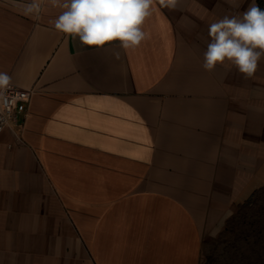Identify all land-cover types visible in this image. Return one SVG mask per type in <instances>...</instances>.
Returning <instances> with one entry per match:
<instances>
[{
  "label": "crops",
  "instance_id": "0c3cea01",
  "mask_svg": "<svg viewBox=\"0 0 264 264\" xmlns=\"http://www.w3.org/2000/svg\"><path fill=\"white\" fill-rule=\"evenodd\" d=\"M63 2L0 0V72L31 91L0 131V264H200L264 189V58L202 67L253 0H154L129 49L57 31Z\"/></svg>",
  "mask_w": 264,
  "mask_h": 264
},
{
  "label": "clouds",
  "instance_id": "9594fccd",
  "mask_svg": "<svg viewBox=\"0 0 264 264\" xmlns=\"http://www.w3.org/2000/svg\"><path fill=\"white\" fill-rule=\"evenodd\" d=\"M233 7H238L228 0ZM59 4L60 0H52ZM154 0H64L65 9L55 21V29L78 37L88 47L102 48L119 41L123 49L136 48L146 39L142 30L151 15ZM178 0H159L161 7L175 9ZM38 7V5H33ZM210 40L204 52L203 69L231 64L245 79L252 78L264 58V11L255 0L242 18L225 16L208 29ZM118 55V54H117ZM11 77L0 72V96L9 89Z\"/></svg>",
  "mask_w": 264,
  "mask_h": 264
},
{
  "label": "rangeland",
  "instance_id": "374dc122",
  "mask_svg": "<svg viewBox=\"0 0 264 264\" xmlns=\"http://www.w3.org/2000/svg\"><path fill=\"white\" fill-rule=\"evenodd\" d=\"M205 229L200 264H264V189Z\"/></svg>",
  "mask_w": 264,
  "mask_h": 264
},
{
  "label": "built area",
  "instance_id": "2783aa9c",
  "mask_svg": "<svg viewBox=\"0 0 264 264\" xmlns=\"http://www.w3.org/2000/svg\"><path fill=\"white\" fill-rule=\"evenodd\" d=\"M31 91L11 84L9 89L0 96V131L13 118L15 109L20 102L28 101Z\"/></svg>",
  "mask_w": 264,
  "mask_h": 264
},
{
  "label": "trees",
  "instance_id": "16d2710c",
  "mask_svg": "<svg viewBox=\"0 0 264 264\" xmlns=\"http://www.w3.org/2000/svg\"><path fill=\"white\" fill-rule=\"evenodd\" d=\"M256 5L264 11V0H256Z\"/></svg>",
  "mask_w": 264,
  "mask_h": 264
}]
</instances>
